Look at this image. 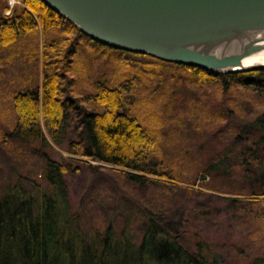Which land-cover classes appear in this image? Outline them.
I'll list each match as a JSON object with an SVG mask.
<instances>
[{"label": "trees", "instance_id": "1", "mask_svg": "<svg viewBox=\"0 0 264 264\" xmlns=\"http://www.w3.org/2000/svg\"><path fill=\"white\" fill-rule=\"evenodd\" d=\"M88 44L95 55L121 62L129 72L127 79L108 83L100 71L84 89L72 72L74 58ZM0 53V142L26 146L41 158L44 181L35 191L15 181L0 194V264H217L196 232L192 233L195 249L191 251L181 241V224L167 221L149 207L139 211L143 230L136 242L127 231L128 214L119 229L109 217L85 232L70 211L65 176L73 163L95 160L118 170L122 180L141 186L149 181L178 180V164L191 155L167 152L159 132L131 111L129 97L138 88L135 79L142 74L155 80L154 91L168 89L171 98L178 80L185 87L212 84L226 92L240 86L264 96V69L214 73L110 47L83 34L41 0H21L12 7L0 0ZM28 57L34 61L32 70H7L10 63ZM168 79L173 82L167 83ZM125 82L131 85L128 89L123 87ZM226 111V117L233 112ZM210 129L227 142L201 167V178L230 183V178L239 179L240 184L225 191L210 188L234 194L231 200L237 207L233 215L243 214L245 205L239 202H264V110L232 123L218 117ZM53 145L70 155L51 157ZM244 215L249 224L264 229V210L262 215ZM245 264H264V251Z\"/></svg>", "mask_w": 264, "mask_h": 264}, {"label": "rangeland", "instance_id": "2", "mask_svg": "<svg viewBox=\"0 0 264 264\" xmlns=\"http://www.w3.org/2000/svg\"><path fill=\"white\" fill-rule=\"evenodd\" d=\"M6 2L9 7L13 6H10L9 0ZM18 4H21V0H18ZM25 44L29 46V40ZM40 48L41 38L38 54ZM92 49V45L88 44L74 58L75 69L72 73L79 78L84 89L87 81L100 71L104 72L103 77L108 83L127 79L129 72L121 62L105 54L95 55ZM33 62V58L28 57L10 63L12 66L7 70L12 73H20L24 68L32 70L35 68H32ZM131 71L137 72L134 69ZM140 77L135 79L138 88L129 97L131 111L141 115L147 126L159 132L162 146L167 152L190 153L187 162L180 161L182 163L178 164L176 175L180 178L169 179L172 183L157 180L159 182L149 181L141 186L122 180L118 170L107 164L95 160H88L86 164L75 162L65 176L70 211L85 232L90 225L101 224L109 217L119 229L124 224L123 216L131 215L127 221V231L136 242L143 230L139 211L142 207H149L164 215L167 221L181 224L178 229L182 235L181 241L189 250L195 249L192 233L196 232L206 242L209 254L216 257L217 264H245L253 255L264 251V229L249 224L244 213L257 212V215H262L264 202H239L245 205L244 212L233 215L237 206L231 199L236 196L214 191L210 187L225 191L230 185L240 184L241 181L230 178L233 180L230 183L209 176L203 180L200 169L227 142L222 141L214 129H210L212 121L218 117L226 118L228 123L248 120L264 110V96L240 86H234L226 92L212 84H187L185 87L178 80L177 92L171 98L168 89L164 93L154 91L155 80L142 74ZM166 82L172 83L173 80L168 79ZM128 86L131 85H123L127 89ZM227 108L233 112L226 117ZM220 135L224 136L223 133ZM49 152L55 159L60 155H70L64 148L54 145ZM42 165L43 160L32 155L26 146L0 142V194L6 185L15 181L21 182L31 191L39 189L37 186L44 184L40 178ZM115 208L125 213L121 214Z\"/></svg>", "mask_w": 264, "mask_h": 264}, {"label": "water", "instance_id": "3", "mask_svg": "<svg viewBox=\"0 0 264 264\" xmlns=\"http://www.w3.org/2000/svg\"><path fill=\"white\" fill-rule=\"evenodd\" d=\"M102 44L214 73L264 69V0H41Z\"/></svg>", "mask_w": 264, "mask_h": 264}, {"label": "bare ground", "instance_id": "4", "mask_svg": "<svg viewBox=\"0 0 264 264\" xmlns=\"http://www.w3.org/2000/svg\"><path fill=\"white\" fill-rule=\"evenodd\" d=\"M244 65L246 64H254V63H264V49L261 51L250 55L244 60Z\"/></svg>", "mask_w": 264, "mask_h": 264}, {"label": "built area", "instance_id": "5", "mask_svg": "<svg viewBox=\"0 0 264 264\" xmlns=\"http://www.w3.org/2000/svg\"><path fill=\"white\" fill-rule=\"evenodd\" d=\"M14 3H18V0H9L10 6H12Z\"/></svg>", "mask_w": 264, "mask_h": 264}]
</instances>
